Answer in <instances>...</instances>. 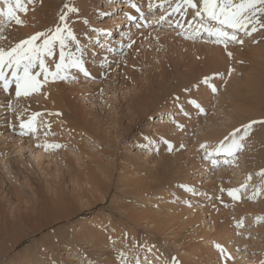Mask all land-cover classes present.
<instances>
[{"label":"rangeland","instance_id":"rangeland-1","mask_svg":"<svg viewBox=\"0 0 264 264\" xmlns=\"http://www.w3.org/2000/svg\"><path fill=\"white\" fill-rule=\"evenodd\" d=\"M91 1L84 2L92 4L95 13L90 11L91 17L75 19L79 30L75 35L84 49L85 66L95 72L85 76L79 69L69 68L68 79L55 81L72 89L67 94L72 97L81 122L89 123L87 128L78 125L79 130L71 134L68 127L78 122L62 108L55 111L44 107L49 104L45 96L46 87L53 83L51 80L40 91L20 98L15 97L14 85L8 92L0 85V219H6L0 222V264H50L51 255L64 264H135L136 258L141 264L150 261L156 264L157 261L147 258L149 249L157 248L155 243L163 245L170 257L180 260L188 256V264L191 261V264H202L209 255L208 248L213 259L207 264H262L264 220L257 218L264 217V177L260 175L264 170V125H253L243 141V149L234 157L216 156L220 162L218 167L202 158L204 153L199 146L207 144L209 151H213L219 145L215 139L250 121H264V85L258 88L257 95L252 94L256 90L250 85L256 80L255 65L264 70V63L257 65L250 56L243 59L245 63L234 66L233 60L226 57L224 64L210 68L208 52L213 49L220 52L237 44L230 43L225 49L222 44L212 43L207 33L195 39L186 38L192 33L186 23L191 17L190 10L186 17L176 13L160 21V17L166 15L163 9L172 11L168 3H164L163 8L158 7L160 0ZM150 2L152 10L148 7ZM170 2L175 6L177 0ZM76 3L80 4L77 0H55L48 7L45 0H36L34 10L29 4L31 13L25 14L32 22L27 21L24 13L18 15L33 29L39 28L40 21L54 20L53 25L41 23L42 29L38 32H43L54 28L61 12L66 11L65 4L75 6ZM117 3L137 4L145 13L143 20L147 25L136 24V19L122 15L126 7L118 9ZM2 4L0 8L5 9ZM132 12L135 17L139 14L134 9ZM109 19L116 22L112 28L104 24ZM127 19L130 23L119 25ZM84 20L89 23L85 24ZM177 20L185 24L186 30L176 25ZM0 21V48L7 50L15 46L18 28L28 26L18 27L15 20L9 21L6 17ZM93 29H103L104 33ZM131 30L135 34L130 33ZM124 31L127 32L123 34ZM263 31L253 33V37L240 33L243 45H263L264 36L263 42L258 39ZM140 36L141 43H138ZM118 37L124 40H115ZM131 41L134 43L127 47ZM71 47L75 52L74 44ZM58 49L57 45L54 57L46 58L51 70H54ZM163 74L176 76L171 85L163 83ZM189 75L198 78L185 85ZM206 78L207 84L204 83ZM239 81L245 87L241 97L236 98V82ZM213 87L217 89L215 92ZM73 88L80 92L72 93ZM208 89L211 96L205 94ZM144 97L147 101L142 103ZM9 102L11 109L7 106ZM195 103H199L203 111L198 110ZM33 117L36 130L25 129L27 134H19L20 123ZM165 117L169 120L165 121ZM158 121H165V125L159 126ZM176 124L183 125V130L177 129ZM92 125L100 128L99 134L90 129ZM166 140L173 145L172 151H168ZM51 144L61 147H46ZM226 159L231 163L225 164ZM92 174L103 177L102 182L107 185L100 197L86 183L87 175ZM249 175L252 180L248 179ZM242 184H247V190L241 192L239 200L232 199L228 190L240 188ZM173 187L175 190L171 192ZM258 190L259 194L254 196ZM58 195L69 199L66 207L76 213L72 219L60 218L53 204ZM50 202L52 206L47 209L38 207L39 203L48 205ZM187 203L206 211L208 224L203 226L204 230L197 231L196 226L183 220L173 227L171 223L160 224L161 231L141 228L147 223H156V219H144L140 220L141 224L128 226L137 234L121 228L131 208L137 215L147 212L160 220H171L172 213L187 210ZM210 213L218 219L209 222ZM15 217L19 222L13 224ZM237 222H242V226L237 227ZM95 223L105 240L113 236L109 241L113 243L114 239L115 243L105 241V244L115 252L111 250L106 255L104 242L97 247L87 241L86 234L81 235L85 224L93 226ZM112 223H117L120 231L110 229ZM214 223L224 230L232 246L228 249L222 244L226 249L223 255L215 247L218 243L213 237L215 232L208 231L213 234L209 238L204 234ZM165 259L162 258L163 262H168Z\"/></svg>","mask_w":264,"mask_h":264},{"label":"snow or ice","instance_id":"snow-or-ice-1","mask_svg":"<svg viewBox=\"0 0 264 264\" xmlns=\"http://www.w3.org/2000/svg\"><path fill=\"white\" fill-rule=\"evenodd\" d=\"M3 3L7 6V11L0 8V14L4 15L9 21L15 20L17 25L23 26L24 21L20 19L18 13L27 14L29 4L33 5L34 10L36 0H3ZM164 3H168L172 11L168 12L167 9H163L166 15L161 16L160 21H165L169 16L176 13H179L181 17H186L189 14V9L191 10V19L186 20V23L188 28L192 29V33L186 38L195 39L202 33H207L212 43L222 44L227 48L230 43L244 44V39L240 36V33L252 36L253 33L264 30V0H239V3H236L235 0H177L175 6L170 0H160L157 6L163 8ZM132 7L140 12L135 3H132ZM148 7L152 10L151 2ZM64 9L66 11L61 12L54 28L37 32L26 39L20 40L10 49L0 48V85H2L4 91L8 92L14 85L16 98L29 96L40 91L50 79L52 82L68 79L66 73L69 68H77L85 76L91 75L83 59L84 49L69 22V13L79 15L80 9L68 4L64 5ZM104 15L107 16L109 13H104ZM130 18L136 19V17ZM84 23L88 24L89 21L84 20ZM176 25L181 28L185 26L179 20L176 21ZM93 31L104 33L103 29H93ZM38 41L39 43H37ZM70 43L74 44L75 52L69 48ZM132 43L134 41L128 43L127 47H131ZM57 45L59 46V60L53 62L54 70H51L46 58L56 54ZM228 55L231 56L232 53L229 52ZM204 83H208L207 78ZM216 90L215 87L212 88L213 92ZM7 106L11 109V102ZM195 107L203 111L199 103H195ZM184 115H188V113H184ZM34 120L35 117L26 123L21 122L19 134H27L24 131L25 129L34 132L36 130ZM257 123L264 125V121H250L242 128H237L229 136H226L213 151H209L207 144H201L199 147L204 153L202 158L209 161L211 165L218 167L220 162L215 158L216 156L223 154L226 157H234L243 149V141L248 138L250 130ZM183 127L181 124H176V128L179 130H183ZM165 143L168 145V151H172L173 145L171 142L166 140ZM46 147L59 148L61 145L51 144ZM224 163H231V161L226 159ZM260 175L264 177V170H261ZM248 179H251V175ZM246 190L247 184H242L240 188L229 189L228 195L234 200H239L241 192ZM258 194L259 190L253 193L254 196ZM257 220H264V217H258ZM240 226H242V222H237V227ZM215 247L220 254L226 253V249L222 244L217 243ZM228 259H231V257L229 256ZM135 264H141L139 258H136ZM169 264H180V261L176 257H171Z\"/></svg>","mask_w":264,"mask_h":264},{"label":"bare ground","instance_id":"bare-ground-1","mask_svg":"<svg viewBox=\"0 0 264 264\" xmlns=\"http://www.w3.org/2000/svg\"><path fill=\"white\" fill-rule=\"evenodd\" d=\"M80 4H78V3H76L77 5H80L79 6V9H80V13H79V15H77V14H75V15H72V13H69V18H70V20H69V22H70V24H71V27L73 28V30L75 31V33H76V31L78 32L79 30L76 28V23H75V19H78L79 18V20H80V18H84V16L85 15H89V13H90V11L92 12H94L95 13V9L91 6L92 4H90V5H88L89 4V2H92L91 0L90 1H88L87 0V2H88V4H85L86 2H84L85 0H77ZM239 1V0H238ZM55 2V0H45V5H47L48 7L51 5V4H53ZM123 2H128V0H124ZM0 3H3V0H0ZM238 3V2H237ZM75 4V7H77V5ZM118 4V3H117ZM3 6L2 7H4L5 9V11H7V6L3 3L2 4ZM132 5V4H131ZM131 5H129L128 3H126V4H124V3H119L118 5H116V6H118L117 8L119 9V8H123V7H126V9H125V13H123L122 15H125L126 14V16H128V19H130V17H135L134 16V14H133V12H132V10H131ZM137 5V4H136ZM41 7V6H40ZM128 7H130V9H128ZM30 9V8H29ZM145 9V8H144ZM190 10V9H189ZM30 11V10H29ZM28 11V12H29ZM35 11H36V9H35ZM141 11V10H140ZM39 12H41V9L39 10ZM144 12V11H143ZM145 12H147V9H145ZM190 12H191V10H190ZM30 13H31V11H30ZM29 13V14H30ZM35 13V12H34ZM19 14V13H18ZM36 14V13H35ZM92 14V13H91ZM143 14H145V13H143ZM27 15V14H26ZM25 14H24V16H26ZM43 15V14H42ZM20 16V15H19ZM31 16V15H30ZM34 17H35V15H33ZM41 16V15H40ZM137 16H139L138 14H137ZM21 17V16H20ZM29 17V15L28 16H26L25 18L27 19ZM37 17V16H36ZM89 17H91L90 15H89ZM158 17V16H157ZM0 18H5V16L4 15H2V16H0ZM33 17H31V19H32ZM113 18V17H112ZM144 18V17H143ZM188 18V17H187ZM29 19V18H28ZM27 19V21L28 22H30L29 20ZM125 20L124 22H120V24L119 25H121V24H128V23H130V22H128L129 20ZM190 19H191V17H190ZM3 20V19H2ZM5 20V19H4ZM82 20V19H81ZM119 20V19H118ZM179 20H180V18H179ZM23 21V20H22ZM0 22H2V21H0ZM24 22H25V20H24ZM28 22H25V23H28ZM32 22V21H31ZM77 23H78V21H76ZM184 22V21H183ZM15 23V22H14ZM41 23L42 24H46V23H49V24H51V25H53V23H54V20H52L51 18H50V20L49 21H40V25H39V28L38 29H33L32 27H29L28 25V28H26V29H24V27H22L23 29H21V28H18L19 30V32L18 31H16L15 30V33L16 32H18V33H16L17 35V37H14L15 35H14V33L12 34V35H14L13 37H14V39L15 38H17L16 39V41H15V44H16V42H19L20 40H23L24 38H26V36H28V35H33V34H35V33H37L40 29H42L41 28ZM56 23V22H55ZM115 21L113 22V20H110L109 19V21H107V22H105L104 24H106L105 26H106V28H112L111 26H113V25H115ZM37 24V23H36ZM84 24V23H83ZM183 24V23H182ZM185 25V24H184ZM18 27H21V25H17ZM24 26H26L25 24H24ZM26 26V27H27ZM78 27V26H77ZM14 28H15V26H14ZM130 28V27H129ZM10 29V28H9ZM180 29H181V27H180ZM183 29H185V28H183ZM187 29H188V27H187ZM10 30H12V29H10ZM130 30V29H129ZM134 30V29H133ZM136 30V29H135ZM186 30V29H185ZM13 31V30H12ZM188 31V30H187ZM83 32V31H82ZM127 31H124V32H122L123 34H125ZM129 32V31H128ZM130 33H133V34H135L134 33V31H130ZM4 34V33H3ZM257 34V33H256ZM261 34V33H260ZM264 34V31H263V33L261 34V35H259L258 36V39H260L261 40V42H263V35ZM13 37H11L10 36V38H13ZM30 37V36H29ZM124 37V36H123ZM145 37V36H144ZM253 37V36H252ZM23 38V39H22ZM105 38H107V37H105ZM140 38H141V36L140 37H138L137 38V42L138 43H141V41H139L140 40ZM255 38H257V37H255ZM255 38L254 39H251V41L252 40H255ZM107 39H111V38H107ZM121 39H122V37H121ZM119 37H118V39H115V40H118L119 42H120V40H121ZM142 39V38H141ZM124 39H122V41H123ZM144 40V39H143ZM143 40H142V42H143ZM12 41V40H11ZM108 42H109V40H108ZM147 42V41H146ZM13 44V43H12ZM263 44V43H262ZM138 45V44H137ZM248 45V44H247ZM72 44L70 43L69 44V48L70 49H73L72 47ZM249 46V45H248ZM226 49V48H225ZM59 50V49H58ZM222 51H220L219 52V50H214L213 49V52L212 51H210V52H208L207 53V55H206V58L208 59V61H209V63H210V68H212V67H217V66H219V65H222V64H224L225 63V58L227 57V59L229 60V59H232L233 61L231 62L234 66H236L237 64H239V65H241L242 63H245L244 61H243V59H247V58H250V56H251V60H255L256 62H257V65L258 64H261V63H264V44L263 45H261V43L260 44H258L257 46H254V47H252V45L251 46H249V47H246V46H244V45H236V47L234 46V48L232 47V48H230V49H226V50H224V48L223 49H221ZM216 51V52H215ZM260 51H262V53L260 52ZM232 53V55L231 56H229L228 55V53ZM58 54H59V52H57ZM225 53H227V54H225ZM202 55H204L203 53H202ZM223 55V57H221ZM54 57V56H53ZM117 58V57H116ZM203 58H205V56L203 57ZM56 62H58V60H59V55H57V58H56ZM233 66V67H234ZM118 68H120V66L118 67ZM241 68H243V67H241ZM103 70V69H102ZM102 70H101V72H102ZM232 71H233V69H231ZM92 71V73L93 72H95L94 70H90L89 69V72H91ZM105 71H106V69H105ZM231 71V72H232ZM225 73V72H224ZM253 74H254V76H255V78H256V80H252L251 82H250V85H251V87L252 88H254L253 90H256V91H253V95H257L259 92H260V87L262 86V83H263V85H264V70L263 69H260L258 66H256L255 65V68H254V71H253ZM171 75V76H170ZM222 75V74H221ZM193 75H189V77H188V79L189 78H191ZM175 77L176 76H174L173 74H163L162 76H161V79H162V81H163V83L165 84V85H171V82L175 79ZM198 78V77H197ZM197 78H191V79H186L187 81L185 82V85H187V84H191V83H193L194 81H196V79ZM262 80H261V79ZM51 80V79H50ZM51 82V81H50ZM49 82V83H50ZM201 84V83H200ZM236 84H237V89H236V92H237V94H236V98H239V97H241V94H242V91H243V89H244V85H243V83L241 82V81H239V82H236ZM47 85V84H46ZM45 86V85H44ZM79 86V85H78ZM264 87V86H263ZM81 88V87H80ZM259 88V89H258ZM81 89H83V88H81ZM46 90H47V94H46V99L48 100V102H49V104H44V107H48V108H50V109H53V110H65V112H67V113H69V117L70 118H72V119H74L75 121H77L78 123H72V125L71 126H74V127H68L69 128V132L72 134L75 130H79L78 128V125H84V127H86V125L87 124H89L88 122H85V123H83V122H81V121H83L81 118H79V115H78V112H77V110H76V108H75V105H74V102H73V100H72V97L69 95V94H67V92L69 91V90H72V89H68L65 85H63L62 83H55V82H53V83H50L47 87H46ZM72 92V91H71ZM80 91H78L77 90V88H73V92L72 93H79ZM209 92V89H208V91H206V93L205 94H207V95H209V96H211V93L209 94L208 93ZM153 94H152V92H151V94H150V97L152 96ZM150 97H147V98H150ZM254 97H256V96H254ZM147 101V99L144 97V99L142 100V103L143 102H146ZM137 104V103H136ZM135 104V105H136ZM141 104H139L138 106H140ZM62 108V109H61ZM133 109H135V110H137V107L135 108V106H134V108ZM242 117L245 119V120H247L248 118L246 117V116H244V115H242ZM159 120V119H158ZM164 120L166 121V120H169V117H165L164 118ZM165 121H163V122H161V121H158V125L159 126H161V125H165ZM41 122V121H40ZM195 123V122H194ZM161 124V125H160ZM190 126V125H189ZM188 126V127H189ZM83 127V126H82ZM87 127H88V125H87ZM86 127V128H87ZM90 129H92V131H94V132H97L98 133V131H100V128H98L97 126H94V125H92V126H90ZM99 134V133H98ZM230 134V133H229ZM229 134L227 133V134H225V135H223V138H221V137H219V138H217V139H215L219 144H220V142L221 141H223L224 140V138L226 137V136H229ZM222 159V158H221ZM39 160H41L40 159V157H39ZM87 180H86V183L87 184H89V185H91L92 186V188H94L93 189V191L92 192H94V193H99L100 195H99V197L102 195V193H103V190L105 189V187L107 186L106 184H104L103 182H102V180H103V177H101L100 175H98V174H92L91 175V177L90 176H88L87 175V178H86ZM263 179V178H262ZM252 180V179H251ZM258 180V179H257ZM253 183V182H252ZM171 190H173V191H171V192H174V190H175V187H173ZM59 193L61 192L60 190L58 191ZM68 200L69 199H67L66 198V196H64V195H58V196H56V199H55V201H53V204L55 205V206H57L56 208H58V210H59V212H60V218H67V219H72L71 217L72 216H74V214H76V213H74L73 211H71L68 207H66L67 206V202H68ZM177 201H181V200H178L177 199ZM101 202H104L103 201V199H101ZM44 203V202H43ZM43 203H39L38 204V207H40V209L42 210V209H47V208H49L50 206H52L51 205V202L48 204V205H45V204H43ZM186 206V205H185ZM187 210H185V212H175V213H172L171 214V216L173 217V219H171V220H160L159 218H157L158 216H153V215H149V213H147V212H145L144 214H138L137 215V213H136V211L135 210H133L132 208L130 209V212L127 214V217L126 218H124V221H125V223L126 224H122L121 225V228L122 229H124V230H126V231H128L129 233H132V234H137V232H135V231H131V229H129V227L128 226H130V225H132V224H135V225H138V224H141L140 223V220H144V219H156V223H154V224H152V223H147V226H145V227H141V228H143L144 230H159V231H161V226H159L160 224H168V223H171L170 224V226H175V225H177L176 223L177 222H179V221H181V220H183V222L185 221L186 223H188V224H193L194 226H196V228H197V231L198 230H204V229H202L203 228V226L205 225V224H208V222H207V220H205V218H206V211H204V209H199V208H192L191 206H190V204L189 203H187ZM0 212H1V208H0ZM65 213V214H64ZM1 214V213H0ZM3 216V215H2ZM187 216H189L188 218H190V219H188V218H186ZM209 217H210V221L209 222H212V220H216V216H214L213 217V214H209L208 215ZM218 219V218H217ZM61 220H63V219H61ZM214 220V221H215ZM6 221V219H5V217H2L1 219H0V222H5ZM13 224H16V223H18L19 222V219L18 218H14L13 220ZM54 221V220H53ZM106 222H107V219H106V221H105V224H106ZM174 222V223H173ZM10 223H12V222H10ZM67 223V222H66ZM72 223V222H71ZM144 223V222H143ZM70 224V223H69ZM105 224H104V226H105ZM213 224V223H212ZM46 226V225H45ZM110 226V229H113V230H117V231H120V230H118L119 228V225H117V223H115V225L112 223V224H110L109 225ZM115 226V227H114ZM7 227H8V225H7ZM19 227V226H18ZM21 227V226H20ZM91 227V228H90ZM4 228V227H3ZM196 228H194V229H196ZM205 228V227H204ZM209 228V227H208ZM168 230H170V228H168ZM208 231H210V232H215V234L213 235V234H211V233H208ZM222 231H224L223 229H219V228H217L216 226H215V223H214V225H212V226H210V228L208 229V230H206V233H204L206 236H207V238H209L211 235H213V237L216 239V241L219 243V244H224L225 243V246H226V248H228V249H231V243H230V241H229V239H228V237L226 236L227 234L226 233H223ZM101 232V228L99 227V225L98 224H93V226L92 225H89V224H85V228H84V230H83V233H81V235H85L86 234V239H87V241L91 244V245H96L97 247L99 246V244H101V243H103L104 244V248H103V253L105 254L106 253V255L108 254V253H110V252H112V251H114V250H112L110 247V245L108 244V246H106V242L105 241H108V242H110L109 241V239L110 238H112V237H108V239H104V237L102 236V234L100 233ZM226 232V231H225ZM177 233V232H176ZM123 241H124V239H122ZM113 243H115V240L113 239V240H111ZM16 243V241H15V239H14V244ZM111 243V242H110ZM113 243H111V244H113ZM68 244H72L70 241H68ZM155 244H157V248L156 247H152V249H151V251H150V256H148L147 258H148V260H152V261H157L156 262V264H169L168 262L170 261V259H171V257H174V256H169V252H164V249H163V245H161V244H159V243H155ZM175 244V243H174ZM228 244V245H227ZM176 245V244H175ZM224 246V245H223ZM6 247H8V246H6ZM70 248H75L73 245H70L69 246ZM123 247H120V249H122ZM211 248V247H210ZM7 249V248H6ZM166 249V248H165ZM191 249H194V247H192ZM201 249V248H200ZM199 249V250H200ZM234 250H235V248H233ZM112 250V251H111ZM198 250V251H199ZM210 249L208 248V256H206V259H203L204 261H203V263H205L206 262V264L207 263H211L210 261L211 260H209V259H213V256H212V253L210 254ZM115 252V251H114ZM195 252V251H194ZM201 252V251H200ZM205 253H206V249H205ZM203 254V253H202ZM240 254V253H239ZM135 256V255H134ZM185 256V255H184ZM199 257V256H198ZM162 258H166L165 259V261H168V262H163V260H162ZM72 259V258H71ZM106 258L104 257V260H105ZM109 259V258H108ZM199 259V258H198ZM73 260H74V258H73ZM179 260V259H178ZM189 257L188 256H185V257H181L180 258V263H182V264H188L189 263ZM199 260H201V259H199ZM108 262V261H107ZM150 263H151V261H150ZM191 263H192V261H191ZM190 263V264H191ZM196 263H198V262H195V264ZM202 263V264H203ZM50 264H64L63 263V261H61L60 259H58L57 257H55V256H52L51 255V260H50ZM130 264V263H129ZM241 264V263H240ZM243 264H245V263H243Z\"/></svg>","mask_w":264,"mask_h":264}]
</instances>
